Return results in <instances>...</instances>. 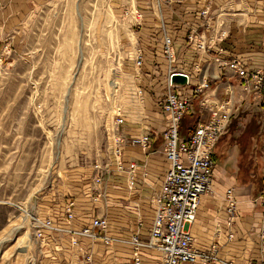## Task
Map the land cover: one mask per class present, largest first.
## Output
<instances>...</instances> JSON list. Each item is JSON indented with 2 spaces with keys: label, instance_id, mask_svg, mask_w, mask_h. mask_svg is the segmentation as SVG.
Here are the masks:
<instances>
[{
  "label": "crops",
  "instance_id": "1",
  "mask_svg": "<svg viewBox=\"0 0 264 264\" xmlns=\"http://www.w3.org/2000/svg\"><path fill=\"white\" fill-rule=\"evenodd\" d=\"M47 1L0 0V48L11 36L15 39L14 34L21 31L24 21ZM124 3L132 6L120 15L126 25L129 22L124 29L126 48L130 52L139 50L136 57L139 53L143 56L141 67L135 58L136 67L142 70L136 80L141 111L137 119L122 126L124 164L126 168L136 164L137 168L131 184L128 173L116 171L110 156L112 160L106 164H110L112 171L104 186L94 184L92 204L87 189L84 195L78 190L75 193L80 206L77 215L84 213L83 221L75 226L97 216L106 217L110 226L108 236L116 240L107 246L92 245L85 239L81 242L83 250L93 254L96 264H137L135 260L140 264L161 263L160 253L154 250L142 249L135 256L131 241L136 232L147 238L154 216L150 197L160 189L169 168L163 153L168 121L161 111L169 90L170 63L164 54V38L168 34L176 52L173 67L189 77L186 86L176 87L181 98L191 100V109L181 124V137L188 139L196 126L208 121L212 111L225 101L230 100L235 111L228 132L214 150L212 192L202 197L197 219L189 230L202 248L219 243L218 264H264L259 239L263 216L259 196L264 191V107L245 96L239 78L222 65L238 58L249 70H264V0H123ZM121 5L117 3L114 8L118 11ZM206 10L209 13L205 17L202 13ZM137 13L142 15L139 23ZM193 33L194 43L189 41ZM201 40L207 50L197 48ZM205 84L209 85L207 89L202 88ZM140 90L142 97L138 95ZM145 135H150L147 148L138 141ZM229 189L234 190L238 202L239 218L234 224L230 223L224 202ZM96 190L105 191L107 196L93 201L98 195ZM64 194L75 199L71 188ZM82 202H89L88 206ZM60 239L58 246L52 241L44 247L37 243L45 257L64 264H84V251L79 253L72 248L68 237Z\"/></svg>",
  "mask_w": 264,
  "mask_h": 264
},
{
  "label": "rangeland",
  "instance_id": "2",
  "mask_svg": "<svg viewBox=\"0 0 264 264\" xmlns=\"http://www.w3.org/2000/svg\"><path fill=\"white\" fill-rule=\"evenodd\" d=\"M129 8L48 0L0 48V264H64L41 252L38 222L65 224L68 188L83 221L75 193L87 189L92 204L95 168L112 160L124 129L117 120L138 118L139 50H127L120 16Z\"/></svg>",
  "mask_w": 264,
  "mask_h": 264
},
{
  "label": "built area",
  "instance_id": "3",
  "mask_svg": "<svg viewBox=\"0 0 264 264\" xmlns=\"http://www.w3.org/2000/svg\"><path fill=\"white\" fill-rule=\"evenodd\" d=\"M208 10L202 13L207 16ZM189 41L196 42L195 33L189 36ZM199 50H207L204 41L197 42ZM164 54L173 71L169 72V92L162 104V113L167 116V128L164 133L163 152L166 154L170 168L164 175L160 189L150 197V203L154 210V219L150 228V237L147 242L135 234L131 241L135 256H138L143 248L153 249L160 253V264H218L217 254L219 243H213L210 248L205 249L196 244L195 238L189 227L197 219L199 206L203 195L212 192L215 164L213 154L215 147L221 137L228 132V128L235 111L230 100L223 102L220 108L212 113L206 122L199 123L193 134L188 139H183L180 134V125L186 113L191 108L189 98H180L172 84V78L181 72L173 68L176 60L173 39L170 36L164 38ZM137 66L142 65V56L136 57ZM222 65L232 71L241 81L240 88L245 96L257 100L264 107V70L245 68L238 58L225 61ZM171 70V69H170ZM208 86V85H206ZM142 94V91H139ZM124 120H117L116 126L122 127ZM114 140L116 148L113 150V161L116 171L127 172L132 183L133 174L137 165L130 164L126 168L124 164L125 138L117 130ZM143 148L150 144V136L146 135L138 140ZM95 184L103 186L106 184L105 173L112 171L110 164H98L96 166ZM105 172V173H104ZM98 195L93 197L98 201L106 197L105 191L96 190ZM71 203L66 205L65 224H62L54 216H49L38 222L36 228V240L41 247L50 246L51 241L68 237L72 248L79 253L83 252L84 264H96L92 253H86L82 247L83 240H89L92 245L103 243L112 245L116 240L108 236L109 221L106 217L97 216L88 224L75 226L77 216L75 213V199L70 196ZM74 200V201H72ZM225 208L229 215L231 224H234L238 216V202L233 189H229L224 197ZM259 202L263 208V216L260 222V245L264 252V191L259 196ZM233 236L230 235L229 239ZM137 264L140 261L135 260Z\"/></svg>",
  "mask_w": 264,
  "mask_h": 264
},
{
  "label": "bare ground",
  "instance_id": "4",
  "mask_svg": "<svg viewBox=\"0 0 264 264\" xmlns=\"http://www.w3.org/2000/svg\"><path fill=\"white\" fill-rule=\"evenodd\" d=\"M136 19H137V21H138V23L139 22H141V20H142V15L140 14V13H137V17H136ZM165 36H169L168 34L167 35H165ZM171 37V36H170ZM176 53V52H175ZM140 54V53H139ZM138 54V55H139ZM141 56H142V54H140ZM142 58H143V56H142ZM175 62H176V60H175ZM175 64V63H174ZM174 64H173V66H174ZM174 68V67H173ZM171 70L170 71H173L172 70V68H170ZM177 70V69H176ZM169 71V72H170ZM177 71H179V70H177ZM179 72H181V73H179V74H176V75H182V76H186L187 77V80H188V82H189V77H188V75H186L184 72H182V71H179ZM174 77V76H173ZM173 79V78H172ZM188 82H187V84H188ZM168 84H169V75H168ZM173 84V83H172ZM186 84V85H187ZM174 85V84H173ZM186 85H184V86H186ZM206 85H208V84H205V85H203L202 86V88H204V89H207L208 87H209V85L208 86H206ZM179 86H181V85H174V87H175V91H176V93L179 95V92L177 91V88L176 87H179ZM169 87V86H168ZM169 90H170V88H169ZM169 90H168V92H169ZM140 91H142V90H140ZM168 94V93H167ZM138 95L140 96V97H142L143 96V91H142V94H139V92H138ZM179 97H180V95H179ZM181 98V97H180ZM186 98V97H185ZM165 101V100H164ZM164 101H162V103H161V106H162V104L164 103ZM221 105V104H220ZM220 105H219V107L215 110V111H217L219 108H220ZM161 109H162V107H161ZM191 109V108H190ZM190 109H189V111H190ZM188 111V112H189ZM214 110L212 111V113L213 112H215ZM187 112V113H188ZM186 113V114H187ZM186 116V115H185ZM184 119V118H183ZM183 121V120H182ZM125 124V122L123 123V125ZM181 124H182V122H181ZM180 130H181V125H180ZM146 136V135H145ZM150 136V135H149ZM144 137V136H143ZM143 137H141V138H143ZM141 138H139V139H141ZM138 139V140H139ZM164 153V152H163ZM164 156H165V158H166V160H167V162H168V164H169V168H170V162H169V160H168V158H167V156H166V154L164 153ZM169 168H168V170H169ZM206 194H209V193H206ZM205 194V195H206ZM204 196V195H203Z\"/></svg>",
  "mask_w": 264,
  "mask_h": 264
},
{
  "label": "water",
  "instance_id": "5",
  "mask_svg": "<svg viewBox=\"0 0 264 264\" xmlns=\"http://www.w3.org/2000/svg\"><path fill=\"white\" fill-rule=\"evenodd\" d=\"M188 82L187 77L186 76H182V75H175L172 79V83L174 85H181L184 86L186 85Z\"/></svg>",
  "mask_w": 264,
  "mask_h": 264
}]
</instances>
